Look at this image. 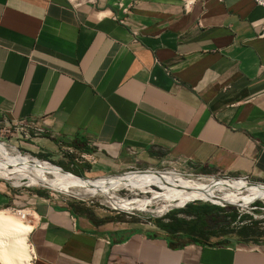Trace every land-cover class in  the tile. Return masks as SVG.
Segmentation results:
<instances>
[{
    "label": "crops",
    "instance_id": "1",
    "mask_svg": "<svg viewBox=\"0 0 264 264\" xmlns=\"http://www.w3.org/2000/svg\"><path fill=\"white\" fill-rule=\"evenodd\" d=\"M118 2L0 0V123L87 176L184 163L264 182V6ZM18 186L0 178V209L31 212L29 264H264V239L98 228Z\"/></svg>",
    "mask_w": 264,
    "mask_h": 264
},
{
    "label": "bare ground",
    "instance_id": "2",
    "mask_svg": "<svg viewBox=\"0 0 264 264\" xmlns=\"http://www.w3.org/2000/svg\"><path fill=\"white\" fill-rule=\"evenodd\" d=\"M5 167L22 171L21 174H25L32 185L52 188L65 195L80 198L99 195L115 208L148 211L155 215L194 199L225 200L224 202L214 201L220 204L232 202L239 199L240 194H244L246 197L264 201V185L251 184L241 179L237 181L210 178L195 180L183 178L176 172L160 170H129L103 179H83L69 173H62L49 164L40 163L37 159L27 160L14 147L0 148V177L3 179L6 176ZM154 183L161 185V192L152 190L150 186ZM121 187L134 192L135 189L141 192L146 191L150 193V196L138 201L117 198L114 192ZM179 201L184 203L172 206ZM152 203L155 204L153 210L150 208ZM30 228V224L15 220L7 209H0L1 264H29L31 254L27 235Z\"/></svg>",
    "mask_w": 264,
    "mask_h": 264
},
{
    "label": "rangeland",
    "instance_id": "3",
    "mask_svg": "<svg viewBox=\"0 0 264 264\" xmlns=\"http://www.w3.org/2000/svg\"><path fill=\"white\" fill-rule=\"evenodd\" d=\"M10 148L14 147L25 159H37L40 163L49 164L55 167L57 170L61 171L65 174H72L75 177L83 178V179H90V180H97L107 178L109 175L120 174L125 171L129 170H146L147 168H135V169H125L118 173H108L102 175H83L81 172L84 168H86L89 164L86 160H83L79 157L78 153L74 152H64L61 156H56L54 153L39 151L38 148L32 146V142L30 137H27L21 127H14V126H6L0 123V148ZM61 169H60V168ZM13 171H12V170ZM5 179L14 185H19L18 187H23L25 189H30L32 191H40L43 196L48 198H52L55 201L60 203H73L76 207L80 208V211H75L76 214L85 219L91 226H95L98 228L103 227H110L114 225H126V226H140L141 223L148 222L151 218L161 220H167L169 215L176 216L179 215L177 212L178 209L186 207L187 204L190 203H205L210 205H215L220 209L217 212L212 211V214L207 216L206 221L208 222V228L210 230L209 233H206V238L209 240H220V234H216L213 232L212 235L210 234L212 231H217L220 227H227V228H236L240 225L244 224H252L254 223L255 226L259 227L260 229L264 228V201L258 198H249L244 196V194H240V198L236 199L232 202H225L217 204L215 202H221L225 200H217V199H194L187 201L184 206L181 205L184 203L183 201H179L172 206V207L165 211L164 213L159 214H152L148 211H141L136 209H128L123 210L119 208H115L110 205L106 199L102 196L95 195L86 198L74 197L65 195L61 192H58L52 188L32 185L29 182V179L25 176V174H21L22 171L13 169L12 167H5ZM16 170V171H15ZM150 170H160V171H172L182 175L183 178L186 179H195V180H209L210 179H223V180H232L237 181L240 179L237 176L215 173L214 171L207 170L201 167H187L184 163H175V164H166L154 169ZM16 172V173H15ZM20 172V173H19ZM15 174V175H14ZM78 175V176H77ZM204 176V177H203ZM22 177V178H21ZM200 177V178H199ZM248 182L259 183L263 184L264 182L256 181L250 178H242ZM241 179V180H242ZM153 191L161 192L162 187L158 183H154L150 186ZM132 192V193H131ZM172 192V190H170ZM114 194L118 198H125L129 200H140L149 198L150 193L146 191H139L135 189L131 191L125 187H121L117 189ZM215 201V202H214ZM158 204V203H157ZM156 204V205H157ZM224 205V206H220ZM155 204L152 203L150 206L151 210H153ZM11 216L17 221L27 223L23 221L20 217L12 212L11 209H7ZM129 211V212H128ZM161 214V215H160ZM181 216H185V214H181ZM214 218L211 220V217ZM92 221H97L98 223H93ZM208 234V235H207ZM264 239L263 237H260Z\"/></svg>",
    "mask_w": 264,
    "mask_h": 264
},
{
    "label": "trees",
    "instance_id": "4",
    "mask_svg": "<svg viewBox=\"0 0 264 264\" xmlns=\"http://www.w3.org/2000/svg\"><path fill=\"white\" fill-rule=\"evenodd\" d=\"M67 206L74 212L77 210L80 211V208L76 207V205H74L73 203H69L67 204ZM219 209L220 208L216 207L215 205L205 203H190L187 204L186 207L177 210L178 213H183L186 216H189V220L184 219L183 217H175L172 215H169L167 217L169 219V221L167 222H163L162 220L159 221L153 218H151V220L165 229L173 230L174 228H182L203 236L206 233L210 232V230H208V222L206 221L207 216L212 214V211L215 210V212H217V210ZM210 217L211 220L214 219L212 218L213 216ZM92 222L98 223L97 221ZM213 232L222 235L232 234L242 241H256L258 239H261L260 237L264 236V228L260 229L259 227L255 226L254 223L250 225L244 224L236 228L232 227L230 229L227 227H220V229H218L217 231H212L210 234H212Z\"/></svg>",
    "mask_w": 264,
    "mask_h": 264
},
{
    "label": "built area",
    "instance_id": "5",
    "mask_svg": "<svg viewBox=\"0 0 264 264\" xmlns=\"http://www.w3.org/2000/svg\"><path fill=\"white\" fill-rule=\"evenodd\" d=\"M254 1L257 4L264 6V0H254ZM117 5L121 6L122 5V0H119ZM262 31L264 32V28H263ZM6 126H9V124H7ZM31 128H33V130H34V132L36 134H40V133L44 132V130L41 127H39V126H33ZM146 170H150V169H146ZM136 171H144V170H136ZM242 178H245V177H242ZM11 210H12V212L14 214H16L18 217H20L23 221H25L27 223L30 222V217L29 216H30L31 212L29 211V209H27V208H25V209L11 208Z\"/></svg>",
    "mask_w": 264,
    "mask_h": 264
},
{
    "label": "water",
    "instance_id": "6",
    "mask_svg": "<svg viewBox=\"0 0 264 264\" xmlns=\"http://www.w3.org/2000/svg\"><path fill=\"white\" fill-rule=\"evenodd\" d=\"M60 168V167H59ZM61 169V168H60ZM78 176V175H77ZM79 177H81V176H79ZM0 178H2V177H0ZM240 179H242V177H239ZM3 179V178H2ZM243 181H246L245 179H242ZM246 182H248V181H246ZM248 183H251V184H259V183H253V182H248ZM263 185V184H262ZM185 204H187V203H185ZM185 204H183V206L185 205ZM182 207V206H181Z\"/></svg>",
    "mask_w": 264,
    "mask_h": 264
},
{
    "label": "clouds",
    "instance_id": "7",
    "mask_svg": "<svg viewBox=\"0 0 264 264\" xmlns=\"http://www.w3.org/2000/svg\"><path fill=\"white\" fill-rule=\"evenodd\" d=\"M161 211H163V209H161Z\"/></svg>",
    "mask_w": 264,
    "mask_h": 264
}]
</instances>
